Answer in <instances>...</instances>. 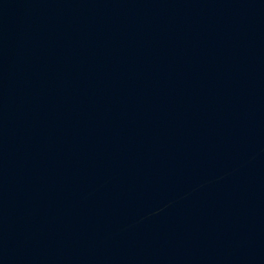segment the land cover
I'll use <instances>...</instances> for the list:
<instances>
[{
  "label": "water",
  "instance_id": "95a60500",
  "mask_svg": "<svg viewBox=\"0 0 264 264\" xmlns=\"http://www.w3.org/2000/svg\"><path fill=\"white\" fill-rule=\"evenodd\" d=\"M0 264H264V0H0Z\"/></svg>",
  "mask_w": 264,
  "mask_h": 264
}]
</instances>
